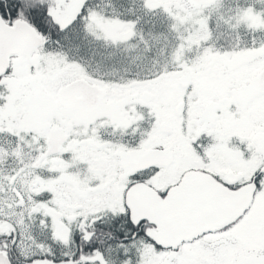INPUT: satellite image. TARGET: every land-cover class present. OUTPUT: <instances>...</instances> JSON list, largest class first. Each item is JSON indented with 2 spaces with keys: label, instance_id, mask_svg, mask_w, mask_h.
<instances>
[{
  "label": "snow or ice",
  "instance_id": "snow-or-ice-1",
  "mask_svg": "<svg viewBox=\"0 0 264 264\" xmlns=\"http://www.w3.org/2000/svg\"><path fill=\"white\" fill-rule=\"evenodd\" d=\"M0 264H264V0H0Z\"/></svg>",
  "mask_w": 264,
  "mask_h": 264
}]
</instances>
